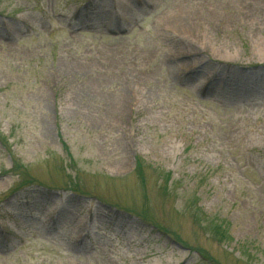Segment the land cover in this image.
<instances>
[{
  "label": "rangeland",
  "instance_id": "obj_1",
  "mask_svg": "<svg viewBox=\"0 0 264 264\" xmlns=\"http://www.w3.org/2000/svg\"><path fill=\"white\" fill-rule=\"evenodd\" d=\"M173 3L0 0V264H264V0Z\"/></svg>",
  "mask_w": 264,
  "mask_h": 264
},
{
  "label": "bare ground",
  "instance_id": "obj_2",
  "mask_svg": "<svg viewBox=\"0 0 264 264\" xmlns=\"http://www.w3.org/2000/svg\"><path fill=\"white\" fill-rule=\"evenodd\" d=\"M200 1L208 2L209 0H198V3L196 4L192 2V0H174L173 5L169 6V9L167 12L163 14V17H160V23H158V28L161 31L162 35L167 36H178L180 38H191L193 40H198L199 37L201 38L204 36L205 32L209 29V21H211V11H214L215 14L216 10H208V7H205L203 3H200ZM195 5V7L193 6ZM227 15V14H224ZM229 16H235L238 15L233 12L229 13ZM209 17L211 20H209ZM214 24L210 23V27ZM180 50L176 51L174 56H179ZM178 63L174 67H170V70L172 68H180L181 65ZM121 110V109H119ZM78 237V235L76 236ZM77 240V238H75ZM78 241V240H77ZM75 241V243L77 242Z\"/></svg>",
  "mask_w": 264,
  "mask_h": 264
},
{
  "label": "trees",
  "instance_id": "obj_3",
  "mask_svg": "<svg viewBox=\"0 0 264 264\" xmlns=\"http://www.w3.org/2000/svg\"><path fill=\"white\" fill-rule=\"evenodd\" d=\"M221 229V228H220ZM221 231H222V229H221ZM220 232V231H219ZM224 232V231H223ZM223 235H224V233H223ZM222 236V235H221ZM225 238V237H224Z\"/></svg>",
  "mask_w": 264,
  "mask_h": 264
}]
</instances>
